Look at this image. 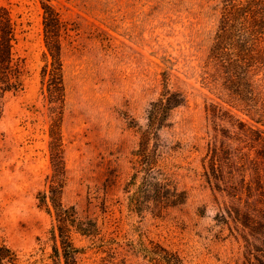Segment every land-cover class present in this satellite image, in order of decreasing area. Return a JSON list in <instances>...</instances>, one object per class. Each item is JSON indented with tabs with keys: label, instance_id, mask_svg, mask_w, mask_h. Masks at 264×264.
Listing matches in <instances>:
<instances>
[{
	"label": "rangeland",
	"instance_id": "1",
	"mask_svg": "<svg viewBox=\"0 0 264 264\" xmlns=\"http://www.w3.org/2000/svg\"><path fill=\"white\" fill-rule=\"evenodd\" d=\"M44 1L0 0L17 23V51L27 69L24 91L7 96L0 120V243L24 253L36 252L39 239L48 240L55 225L38 199L54 173L50 130L58 113L43 84L51 61ZM48 1L66 28L62 200L82 217L96 219L104 241L119 243L102 248L74 234L85 249L81 264H147L138 249L152 241L188 264H258L264 252V188L255 185L248 193L242 179H250L259 149L252 139L264 137V66L250 80L258 110L249 116L228 89L237 79H224L210 58L222 0ZM165 76L185 102L161 131L164 165L187 201L161 216L139 214L129 208L125 190L140 140L131 122L146 124ZM236 189L243 194L234 195Z\"/></svg>",
	"mask_w": 264,
	"mask_h": 264
},
{
	"label": "trees",
	"instance_id": "2",
	"mask_svg": "<svg viewBox=\"0 0 264 264\" xmlns=\"http://www.w3.org/2000/svg\"><path fill=\"white\" fill-rule=\"evenodd\" d=\"M44 10L43 25L45 43L51 57L43 71V84L49 95V101L58 109L50 130V148L53 177L49 190L38 193L39 206L54 216L55 225L46 241L39 239L41 247L33 253L18 251L6 243H0V264H81L84 248L76 245L74 234L100 242V247L119 244L114 238L104 241L98 221L92 217H82L75 206H68L62 200L65 186L66 169L63 156L61 134V109L65 99V85L62 61V37L66 31L60 13L48 1L42 3ZM18 30L8 8L0 6V120L4 113L5 99L8 95H18L25 89L27 74L26 62L18 54ZM264 0H222L221 18L210 58L224 70V79L231 80L229 90L244 103V111L252 116L258 110V99L250 81L257 74L253 71L264 66ZM164 90L160 97L151 102L146 111V124H131L138 128L140 140L133 151L134 172L126 185L129 208L136 213L150 211L161 216L172 207L182 206L187 201L185 191L179 189L172 173L164 165V144L161 131L170 127L172 112L185 102L183 94L169 87L164 77ZM60 114V115H58ZM258 123V121H256ZM259 149L252 162L250 179H242L248 193L259 188L264 179V137L252 139ZM262 171L263 177H260ZM260 175V176H259ZM247 180V181H246ZM234 195L244 191H231ZM47 246L51 252L47 253ZM113 250L108 248L110 252ZM116 250V249H114ZM138 252L147 264H188L176 251L160 243L150 242L141 245ZM114 251L112 254H115ZM258 264H264V252L258 258Z\"/></svg>",
	"mask_w": 264,
	"mask_h": 264
}]
</instances>
